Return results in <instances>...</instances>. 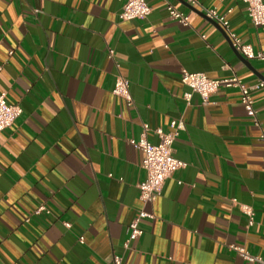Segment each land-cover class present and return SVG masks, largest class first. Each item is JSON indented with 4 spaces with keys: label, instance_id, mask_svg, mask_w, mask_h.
<instances>
[{
    "label": "crops",
    "instance_id": "0c3cea01",
    "mask_svg": "<svg viewBox=\"0 0 264 264\" xmlns=\"http://www.w3.org/2000/svg\"><path fill=\"white\" fill-rule=\"evenodd\" d=\"M145 2V20L120 21L121 0H0V95L22 111L0 132V264H259L230 246L264 261V87L250 92L256 127L237 89L202 104L197 94L186 101L180 82L182 71L264 80V64L244 58L203 9L254 52H264V27L241 0ZM118 74L130 107L112 94ZM171 121L183 123L173 155L186 167L143 204L132 141L146 124L157 143ZM139 210L154 217L125 248Z\"/></svg>",
    "mask_w": 264,
    "mask_h": 264
},
{
    "label": "built area",
    "instance_id": "2783aa9c",
    "mask_svg": "<svg viewBox=\"0 0 264 264\" xmlns=\"http://www.w3.org/2000/svg\"><path fill=\"white\" fill-rule=\"evenodd\" d=\"M122 6L119 13L120 21L145 20L151 13V9L145 0H121ZM191 5H197L198 0H185ZM245 7L249 21L257 27H264V2L263 0H241ZM169 15L183 26L189 25L188 15L167 6ZM205 15L219 23L228 33L233 46L247 60H258L264 64V52H254L250 45L242 43L234 34L228 31V23L225 16L218 15L215 9H203ZM113 56V52H109V57ZM180 82L189 89L184 94V99L189 101L192 94H197L202 104L208 103L210 97L216 93L220 87L237 89L240 96V103L243 106L246 115L252 119L253 124L258 127L259 123L256 119V111L254 109V101L251 97V90L264 87V80L254 87L245 86L238 78L232 77L228 79L215 80L208 78L203 73H190L182 71ZM112 94L121 98L128 107L132 105V99L129 93V82L122 75L118 74L112 88ZM21 108L18 105L7 103L5 96L0 95V132L10 128L12 124L21 115ZM183 129L181 121H171L168 131L156 129L155 134L158 138L157 143H151L146 137L149 128L148 125H142V133L140 139L132 141L141 152V167L145 172V180L138 184L139 199L143 204L153 203L159 196L161 186L171 173L178 169L186 167V164L173 155V144L179 132ZM264 141V135L260 137ZM41 209V208H40ZM249 217V225H252L253 213L246 209ZM154 216L144 210H139L128 226L127 240L124 247H129V243L142 235L139 224L142 219H152ZM81 240V239H80ZM231 251L236 252L239 256L249 262H258L264 264L259 258L250 256L243 248L230 246ZM113 264H120V258L114 257Z\"/></svg>",
    "mask_w": 264,
    "mask_h": 264
}]
</instances>
